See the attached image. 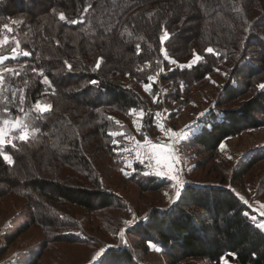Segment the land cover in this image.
Returning a JSON list of instances; mask_svg holds the SVG:
<instances>
[{"label": "trees", "instance_id": "16d2710c", "mask_svg": "<svg viewBox=\"0 0 264 264\" xmlns=\"http://www.w3.org/2000/svg\"><path fill=\"white\" fill-rule=\"evenodd\" d=\"M59 12L65 13V21L59 20ZM4 24L13 31L4 30ZM165 30L169 37L164 47L171 59L184 63L195 51L200 61L190 68H171L160 52ZM3 36L15 37L20 51L31 55L0 65L21 73L6 78L0 119L30 113L39 132L27 142L14 139L4 146L11 165L0 157V200L16 197L26 209V221L21 219L15 234L6 235L2 254L31 226L46 231L44 248L88 242L79 239L80 233L65 231L77 228L73 209L92 214L125 207L123 197L104 186L97 165L104 157L113 158L111 115L142 109L146 122H152L153 102L139 88L150 75L171 82L180 98L181 91L205 81L215 68H229L215 109L189 140L212 159L225 139L264 127V89L258 87L264 84V0H0ZM15 40L0 48V54L11 56ZM209 47L214 53L205 51ZM33 68L43 69L51 86ZM151 93L160 96L162 91L153 83ZM38 99L51 104V110H32ZM263 158L260 152L243 160L232 170L230 182L221 178L216 185L188 184L171 205L155 204L127 230L133 240L106 250L108 264H264V230L251 217L241 199L243 187H238ZM130 180L156 193L167 184L141 174Z\"/></svg>", "mask_w": 264, "mask_h": 264}, {"label": "rangeland", "instance_id": "374dc122", "mask_svg": "<svg viewBox=\"0 0 264 264\" xmlns=\"http://www.w3.org/2000/svg\"><path fill=\"white\" fill-rule=\"evenodd\" d=\"M193 59L192 56L184 63H171V68L180 69L178 65H187ZM228 70L227 66L220 65L205 77V81L197 83L187 92L181 91L180 98L174 92L171 82H160L156 77L154 81L145 83L151 85L149 91H145L144 84H142L139 87L140 90L153 102V107L149 110L152 116L150 123H147L144 117L140 119V109H136V114H131L130 109L125 115L110 116L113 123L109 135L117 133V135H110L109 140L113 158L104 157L97 166L102 172L104 186L122 196L125 207L92 214L73 209L72 214L77 222V228L65 231L80 233V237L83 238L79 239L88 242L53 243L44 248L46 231L38 226H31L5 248L2 254V249L6 246V235L15 234L17 227L23 224L21 219L26 221L23 214L26 209L20 202L21 200L16 197L1 198L0 264H82L86 262L92 251L95 254L101 248L107 250L127 242L130 237L127 235V230L142 220L146 211L155 204L161 208L171 205L173 202H170V199L175 196V189L172 187L174 182L166 176H157L155 171L158 168H162L165 172L168 171L163 164L159 166L156 164V157L158 154L171 157L173 149L167 148L166 145L172 141L159 130L158 123H162L166 128H171L177 133L181 130L186 133L184 139L173 145L176 157L168 160L169 163H173V171L179 172L186 182L185 186L205 183L221 184L219 182L221 178H226L230 182L229 179L235 166L240 165L243 160H248L255 153H264V127L248 130L225 139L222 143L225 145L224 149L220 147L217 157L213 159L189 143L191 136L208 121L210 111L215 109L214 99L227 78ZM153 83L162 91L160 96L151 93ZM130 86L135 88L134 84ZM154 96L159 101L158 103L154 102ZM157 112L161 113L160 117L155 116ZM201 113L203 115H200ZM133 120H136V125L133 124ZM18 134L14 132L12 136H18ZM145 136L148 137L150 143H145ZM156 145L159 148L154 147ZM137 153H139V158H137ZM140 174L161 179L167 184L163 191L158 193L142 190L130 180L133 176ZM227 184L226 187L230 185ZM238 187H243L241 189L244 194L242 195L243 202L247 201L245 204L253 213L251 217L256 220L259 227L264 225V215L261 214L264 212V207H262L264 205V158L260 159L254 168L242 178ZM133 216L136 218L135 223L131 226L125 225L124 221L132 220ZM260 228L264 230V227ZM121 229L124 230L123 237ZM130 239L133 240L131 237ZM32 256L34 257L33 263L31 262ZM224 263L233 264L227 260H224ZM84 264H92V260Z\"/></svg>", "mask_w": 264, "mask_h": 264}, {"label": "snow or ice", "instance_id": "6c2138e0", "mask_svg": "<svg viewBox=\"0 0 264 264\" xmlns=\"http://www.w3.org/2000/svg\"><path fill=\"white\" fill-rule=\"evenodd\" d=\"M91 7V5H89L88 7H86L84 9V11H88L89 8ZM59 20L60 21H65L66 15L64 12H59L57 13ZM151 15V14H150ZM13 24H19L21 23L20 21H12ZM71 23H77V21L72 20ZM3 29L6 30L7 32L11 33L13 31V29L11 27H9L8 24H4ZM247 30V29H246ZM125 31H127V29H125ZM129 35H131V33H129ZM169 37V33L165 30L163 32V35L160 36V52L163 54V57L165 60H169L170 63L172 64H178V61H176L175 59H171L168 52L166 51L165 47H164V42L166 39H168ZM11 40H15V37H9V36H3L2 38H0V48H3L4 46H6ZM139 39H143V37H140ZM20 42L18 40H15V46L11 48V56H6L3 54H0V65H4L6 61L12 59H16L19 55H23V56H29L31 55V53L29 51H20ZM140 51V45L137 44V53H139ZM206 52L209 53H214V49H212L211 47L205 49ZM193 61H190L187 65H178L181 68L184 67H192L193 63L198 62L201 59V56H199L198 54L195 53V51H193ZM100 59H98L96 61V67L98 68L100 66ZM65 64L67 65L68 69L71 70L72 65L68 64L67 61H65ZM157 64H159V61H157ZM148 64L145 65V67H147ZM21 68H23V65H21ZM32 71L34 73H36L38 76H43V82L45 84H48L49 86H51V81H49L48 77L44 74L43 69H36L33 68ZM164 71V68H160L159 72L162 73ZM21 73L13 67H2L0 66V92H2L5 89V84H6V78L7 76H19ZM147 79L149 81H154L156 79V76H148ZM92 84H96L97 81H91ZM25 86H27L28 81H24ZM144 90L145 91H149L151 85L150 84H144L143 85ZM259 88L264 89V84L262 85H258ZM21 92V95L19 97L20 100V104L23 105L24 101H25V96L22 94L23 90L20 89L19 90ZM13 97L16 96V93H12ZM154 102H159L156 97H153ZM52 105L51 104H43L39 99L36 100V102L32 105V110H34L37 113H44L47 112L49 110H51ZM21 112L24 111L23 107H21ZM131 114H136L137 110L136 109H131L130 110ZM146 113L141 109L139 112V116L140 119L142 120L144 115ZM200 115H203V113H201ZM156 117H160L161 113L157 112L155 113ZM133 124L136 125L137 122L136 120H133ZM157 127L159 128L160 131L164 132L169 139L172 141V143H169L168 145H166L167 148L169 149H173L172 153H171V157H176V152L175 149L173 147V145L175 143H178L179 140L184 139V137L186 136V133L183 132V130H181L179 133L175 132L174 130H172L171 128H166L162 123H158ZM188 127V126H185ZM138 130H139V126H138ZM14 132H18V136H12V133ZM39 132L38 128L33 127L32 123H31V118H30V113H25V116L23 118H14V119H0V157L3 158V160L8 163L9 165H11L13 163V158L11 155L7 154V151L5 149V145L6 144H12V139H18L19 141L22 142H27L29 139H34L36 133ZM110 135H117V133H110ZM11 137V138H10ZM115 142V141H114ZM139 143V142H138ZM145 143H150L149 139L147 136H145ZM13 147H15V145H13ZM156 148H159L158 145L154 146ZM221 149H224L225 145L221 144L220 145ZM171 157H166L162 154H158L156 157V164L159 166L161 164H163L165 167H167L168 171L165 172L162 170V168H158L155 171V174L157 176H166L169 180L173 181L174 183L172 184V187L175 189V196L173 198L170 199V202H175L176 199H179L181 194H182V190L185 186V181L181 178L180 173L179 172H174L173 171V163H169L168 160ZM137 158H139V153H137ZM178 158V157H177ZM142 162V161H141ZM121 171H123L121 169ZM125 175H127L128 173H124ZM145 175H148V173H145ZM165 195H167V193H165ZM241 199L243 200V197H241ZM245 203H247V201H245ZM262 207H264V205H262ZM262 215H264V212L261 213ZM135 216H133L132 220H125L124 224L131 226L133 223H135ZM260 227H264V225H260ZM124 235V230L121 229V236L123 237ZM126 243V241H125ZM149 247H154L153 245H149ZM158 250V249H157ZM107 255L106 252V248H101L99 249L92 257V264H108L107 260L105 259Z\"/></svg>", "mask_w": 264, "mask_h": 264}]
</instances>
